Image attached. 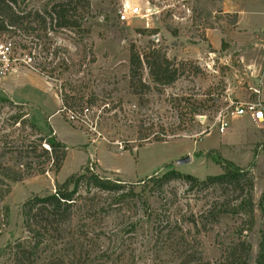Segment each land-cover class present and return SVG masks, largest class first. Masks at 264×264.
Here are the masks:
<instances>
[{
  "label": "rangeland",
  "instance_id": "1",
  "mask_svg": "<svg viewBox=\"0 0 264 264\" xmlns=\"http://www.w3.org/2000/svg\"><path fill=\"white\" fill-rule=\"evenodd\" d=\"M60 1L26 0L19 9L42 11ZM87 1L88 13L79 30L47 33L29 49L15 47V53L7 51L13 40L6 34L0 37V164L21 170L19 164L23 166L26 160L18 162L5 144L33 143L42 148L54 136L52 127L57 132L55 140L67 153L57 173L51 172L50 163L35 162L33 174L50 172L8 183L9 192L1 202L8 219L0 235V264H10L1 253L4 245L23 237L20 204L32 195L51 192L55 182H63L84 166L100 177L130 185L147 198L146 205L143 199L123 200L103 219L99 243L108 258L99 264H180L177 253L155 238L154 214L179 220L180 229L191 240L193 258L199 260L191 264H218L224 251L239 240L249 243L252 264L258 247L264 245V212L260 210L261 204L264 207V120L247 125L246 115L239 119L230 113L247 102L264 111V30L253 34L236 30L235 15L224 13V0ZM133 7L141 10L140 17L120 21L123 9ZM152 51L163 53L173 63L176 80L167 85L153 83L143 67L140 83L136 79L130 84V52L142 60ZM28 53L33 57L30 63ZM44 60L59 66L51 79L28 67ZM61 83L78 86L83 101L61 109ZM66 93L74 96V92ZM88 96L95 102L86 108ZM192 111L199 115L192 116ZM222 119L228 126L219 135ZM180 122L184 131H177L165 143L136 140L138 135L152 138ZM207 153L248 168L253 178L249 234L239 215L227 213L217 221L205 216L213 198L222 200L217 189L186 191L185 184L174 181L163 187L162 196L146 193L150 185L144 177L152 172L160 176L173 170L198 180L220 174L219 167L204 156ZM185 156L187 164L176 163ZM142 187L145 192H140ZM170 193L176 194L172 206ZM144 213L150 218L138 217Z\"/></svg>",
  "mask_w": 264,
  "mask_h": 264
},
{
  "label": "trees",
  "instance_id": "2",
  "mask_svg": "<svg viewBox=\"0 0 264 264\" xmlns=\"http://www.w3.org/2000/svg\"><path fill=\"white\" fill-rule=\"evenodd\" d=\"M25 1L0 0V37L6 34L13 40L8 43L7 48V51L12 53H15L16 48L29 49L34 40L40 41L46 37L47 33L56 34L69 29L79 30L85 22V15L89 9L87 0H63L42 11H24L19 9V6ZM233 17L235 23V16ZM16 38L18 41L22 40V43L15 42ZM42 46L44 47L45 43ZM148 55L140 60L137 54L130 52L128 59L130 84L136 79L140 83V71L143 67L153 83L167 85L176 80L173 63L167 60L163 53L152 51ZM26 56L30 63L33 57L29 56V53ZM28 67L47 79L53 78L56 70L59 69L57 64H53L52 61L46 62V60L36 64L35 67L33 63ZM141 86L144 87L143 84ZM58 89L61 109L68 105L73 107V104L78 105L83 101L84 94L76 90L78 86L61 83ZM67 91L74 92V96H70L66 93ZM94 102V97L88 96L84 100L85 107L93 106ZM80 111L81 107H79ZM197 115L199 114L192 111V116ZM184 129L185 125L180 122L171 125L166 131L160 130L152 138L138 135L136 140L139 143H165L169 137H174L177 131H184ZM45 142L47 149L33 143H21L19 146L5 144L6 149L18 157V162L26 161L23 166L19 164L21 170L0 164V235L7 226L8 210L1 205V202L9 192L8 183H18L32 175L50 172L49 169L45 172L37 170L33 174L31 166L35 162L37 165L50 163L53 174L57 173L62 165L66 156V147L55 140L54 136L49 137ZM204 156L219 167L220 174L198 180L173 170H168L160 176L152 172L151 175L144 177L145 183L150 185L146 193L162 196L163 187L174 181L185 184L186 191L193 187L205 193L217 189L222 200L213 198L205 210V216L213 217L212 221H217V217L227 213L239 215L246 224V231L249 234L253 226L251 201L253 178L248 168L241 169L219 156L211 157L210 153ZM144 188L142 187L140 192H145ZM236 192L237 195L232 199ZM169 195L170 199H173L170 203L172 206L176 201V194ZM141 196L126 183L100 177L86 166L81 167L63 182H55L51 192L42 196L32 195L20 204L19 217L23 237L6 243L1 253L9 258L10 264H99L101 259L108 258L105 252L101 251L99 243L103 235L101 233L103 219L117 207L122 206L123 200L139 202L143 199L142 203L146 205L147 198H141ZM228 197L231 200H227ZM232 201L235 202L232 203ZM260 210L264 212L262 204ZM138 217L150 218V215L144 213L138 214ZM151 219L153 223L151 229L154 231L155 238H160L177 253L180 264L199 262L198 259L193 258L194 254L191 253V246H189L191 240H188L180 229L177 218L168 216L161 219L158 214H154ZM191 223L193 224L194 220ZM131 225L134 226V224ZM249 258V243L239 240L224 251L218 264H250ZM252 264H264V245L258 247L257 256Z\"/></svg>",
  "mask_w": 264,
  "mask_h": 264
},
{
  "label": "crops",
  "instance_id": "3",
  "mask_svg": "<svg viewBox=\"0 0 264 264\" xmlns=\"http://www.w3.org/2000/svg\"><path fill=\"white\" fill-rule=\"evenodd\" d=\"M222 5L224 13L235 15L234 25L236 30L241 31L245 34H253L254 31L264 30V0H233L232 4H228L226 0H224ZM212 49L215 48L212 47ZM56 104L57 107H59L58 100L56 101ZM246 122L247 125L251 123L248 116ZM51 130L56 137V130L53 127L51 128Z\"/></svg>",
  "mask_w": 264,
  "mask_h": 264
},
{
  "label": "built area",
  "instance_id": "4",
  "mask_svg": "<svg viewBox=\"0 0 264 264\" xmlns=\"http://www.w3.org/2000/svg\"><path fill=\"white\" fill-rule=\"evenodd\" d=\"M146 11V10H142ZM141 10L138 7H133L128 10H124L119 15L120 21H127L128 19H136L140 17ZM264 35V31L262 32ZM231 115L235 116L236 118H240L242 116L247 115L252 123H261L264 120V111L263 109L254 103H243L238 108H235L233 112L230 113ZM228 123L223 119L219 121L217 133L219 135H223L227 130ZM47 149V146L43 147Z\"/></svg>",
  "mask_w": 264,
  "mask_h": 264
},
{
  "label": "water",
  "instance_id": "5",
  "mask_svg": "<svg viewBox=\"0 0 264 264\" xmlns=\"http://www.w3.org/2000/svg\"><path fill=\"white\" fill-rule=\"evenodd\" d=\"M189 162V158L187 156L179 159L176 163L179 164V165H184V164H187Z\"/></svg>",
  "mask_w": 264,
  "mask_h": 264
}]
</instances>
